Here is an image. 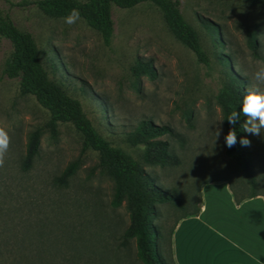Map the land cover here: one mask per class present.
<instances>
[{"label":"rangeland","instance_id":"1","mask_svg":"<svg viewBox=\"0 0 264 264\" xmlns=\"http://www.w3.org/2000/svg\"><path fill=\"white\" fill-rule=\"evenodd\" d=\"M34 1L0 0V9L33 36L49 78L81 104L98 134L133 157L157 185L177 192L183 206L160 204L153 221L168 259L172 231L179 219L197 211L202 184L225 181L238 195L251 192L225 154L218 94L232 74L248 92L254 73L264 68V7L245 0H178L209 60L204 65L152 4L113 6L114 31L106 45L82 18L68 25L44 15ZM10 52L11 43L0 38V129L9 137L0 167V264H143L136 240L123 239L130 216L125 203L110 205L114 183L99 167L98 154L84 149L82 136L69 124H58L51 135L49 113L32 96L19 94L18 80L3 74ZM137 61L150 62L155 77L134 75ZM144 121L170 126L179 135L154 139L169 144L177 165L149 166L145 145L128 142L127 133ZM34 131L39 150L24 168ZM244 134L257 191L264 192V129L260 136ZM69 166L72 174L60 182Z\"/></svg>","mask_w":264,"mask_h":264},{"label":"trees","instance_id":"2","mask_svg":"<svg viewBox=\"0 0 264 264\" xmlns=\"http://www.w3.org/2000/svg\"><path fill=\"white\" fill-rule=\"evenodd\" d=\"M245 1L251 7H264V0ZM143 3L152 4L161 12L171 33L194 54L199 63L204 65L209 63L195 31L182 15L178 0H36L32 5L52 18H65L73 9L78 10L80 18L97 31L103 42L109 45L114 31L112 7L131 9ZM0 38L11 43V52L3 69L4 76L18 80L19 94L32 96L39 106L49 113L50 118L46 126L51 135H56L58 124H69L82 136L84 149H91L98 154L99 167L110 176L114 183L110 205L118 208L125 203L130 216L129 226L123 234L124 241L136 240L137 257L143 264H174L171 241H169L167 259L160 243V233L153 221L158 216V205L171 203L177 207L183 206L177 192L157 185L133 157L113 147L98 134L83 112L81 104L68 96L49 78L40 60L33 36L29 32L21 31L11 16L1 9ZM248 45L252 50L256 49V42L250 34ZM132 72L136 76L155 77L150 62L137 61L132 67ZM246 94L244 84L233 74L229 83L218 94V101L223 110L225 136L233 127L228 123L227 117L231 112L240 110L241 102ZM245 122L246 118L241 115L234 126L237 143L231 149L225 147L226 156L239 166L242 177L251 191L246 195H238L239 193L230 185L236 202L247 197L259 195L264 197V192L257 191L259 184L252 168L250 152L240 144V140L246 138L242 127ZM162 136L177 137L179 135L170 126L144 121L127 133V140L132 145H145L143 154L145 164L161 167L175 166L179 160L171 152L169 144L166 141L154 140ZM39 144V131H34L28 140L24 168L31 167L38 153ZM72 169L73 166L67 167L59 181L66 182L72 174ZM262 181L264 185L263 175ZM196 214L197 211L193 215Z\"/></svg>","mask_w":264,"mask_h":264},{"label":"crops","instance_id":"3","mask_svg":"<svg viewBox=\"0 0 264 264\" xmlns=\"http://www.w3.org/2000/svg\"><path fill=\"white\" fill-rule=\"evenodd\" d=\"M200 191L197 214L179 220L171 234L174 264H264V197L236 202L225 181Z\"/></svg>","mask_w":264,"mask_h":264},{"label":"clouds","instance_id":"4","mask_svg":"<svg viewBox=\"0 0 264 264\" xmlns=\"http://www.w3.org/2000/svg\"><path fill=\"white\" fill-rule=\"evenodd\" d=\"M80 18L78 10L73 9L71 13L64 18L68 25L75 24ZM255 85L249 89L247 94L243 97L239 111H233L227 117V121L233 127L228 131L224 137L225 145L231 149L237 143V133L235 125L239 121L240 116L246 118V122L242 126L244 130L253 135L260 136L261 130L264 129V68H260L254 73ZM220 136V131L216 132V137ZM241 146H249L250 141L246 138L240 140ZM9 146V137L5 131L0 129V167L4 165V154L7 152Z\"/></svg>","mask_w":264,"mask_h":264}]
</instances>
